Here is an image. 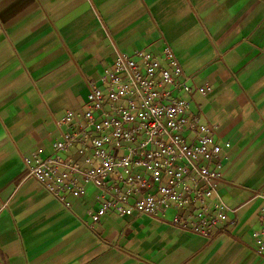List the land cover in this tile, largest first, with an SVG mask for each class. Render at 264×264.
I'll list each match as a JSON object with an SVG mask.
<instances>
[{
	"label": "crops",
	"instance_id": "crops-1",
	"mask_svg": "<svg viewBox=\"0 0 264 264\" xmlns=\"http://www.w3.org/2000/svg\"><path fill=\"white\" fill-rule=\"evenodd\" d=\"M169 45L190 78V114L215 127L227 220L209 239L110 210L99 191L67 194L28 174L55 120L84 111L117 52ZM199 88L206 89L201 92ZM264 0H0V264H264L252 233L264 207Z\"/></svg>",
	"mask_w": 264,
	"mask_h": 264
},
{
	"label": "built area",
	"instance_id": "built-area-1",
	"mask_svg": "<svg viewBox=\"0 0 264 264\" xmlns=\"http://www.w3.org/2000/svg\"><path fill=\"white\" fill-rule=\"evenodd\" d=\"M114 61L89 83L86 109L55 120L51 154L24 159L29 176L67 208L68 193L79 198L95 187L93 223L110 210L165 222L176 208L173 227L211 239L228 212L218 192L222 148L215 127L190 114V78L169 45L158 55L120 51ZM261 216L252 236L264 255V207Z\"/></svg>",
	"mask_w": 264,
	"mask_h": 264
}]
</instances>
